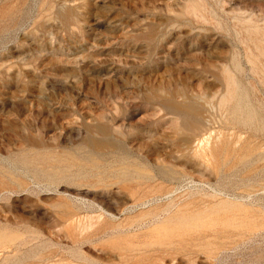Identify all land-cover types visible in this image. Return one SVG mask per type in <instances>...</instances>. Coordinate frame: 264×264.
<instances>
[{
	"label": "rangeland",
	"instance_id": "obj_1",
	"mask_svg": "<svg viewBox=\"0 0 264 264\" xmlns=\"http://www.w3.org/2000/svg\"><path fill=\"white\" fill-rule=\"evenodd\" d=\"M0 264H264V0H0Z\"/></svg>",
	"mask_w": 264,
	"mask_h": 264
},
{
	"label": "bare ground",
	"instance_id": "obj_2",
	"mask_svg": "<svg viewBox=\"0 0 264 264\" xmlns=\"http://www.w3.org/2000/svg\"><path fill=\"white\" fill-rule=\"evenodd\" d=\"M188 8H191V9L187 10ZM188 8L187 9L185 8V10L193 12L195 15L200 14L199 13L200 11H198V8L196 5L195 6H189ZM256 46H258V45H256ZM229 80H230L229 81L230 85H229L228 93H229V97L232 98L233 100H235V102H236V104L233 106L234 111H235V109H237L241 105V102L244 98V95L246 94L245 93L246 91H243L241 89L242 87L241 88L239 87V85H240V84H238L239 81L235 77H229ZM193 105H188L185 109H184V106L180 105V108L183 109L184 111L188 112L183 117L184 123L186 125H188L190 128L196 130L197 125H198L199 116L197 113V109ZM173 108L179 110V107L176 104L173 105ZM111 142H112L111 140L103 139L102 141H96L95 144L96 145L111 144V145L118 147L120 150H122L123 147L120 143H115V142L111 143Z\"/></svg>",
	"mask_w": 264,
	"mask_h": 264
}]
</instances>
